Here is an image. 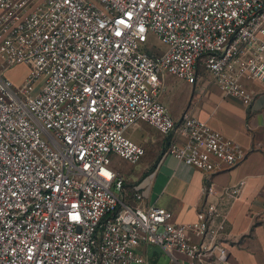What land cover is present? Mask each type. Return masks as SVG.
Returning a JSON list of instances; mask_svg holds the SVG:
<instances>
[{
    "label": "built area",
    "instance_id": "built-area-1",
    "mask_svg": "<svg viewBox=\"0 0 264 264\" xmlns=\"http://www.w3.org/2000/svg\"><path fill=\"white\" fill-rule=\"evenodd\" d=\"M151 35L166 49L148 51ZM199 65L251 103L240 80L264 84V0H0V70L28 67L20 85L0 71V264H144L146 244L175 264H228L216 204L175 224L125 203L111 166L140 161L127 131L148 122L172 137L165 156L203 171L204 198L239 193L212 175L247 152L160 100L165 73L194 81Z\"/></svg>",
    "mask_w": 264,
    "mask_h": 264
},
{
    "label": "crops",
    "instance_id": "crops-1",
    "mask_svg": "<svg viewBox=\"0 0 264 264\" xmlns=\"http://www.w3.org/2000/svg\"><path fill=\"white\" fill-rule=\"evenodd\" d=\"M172 76L177 84H168ZM163 80L160 100L176 122L188 113L239 143L247 152L238 165L212 175L221 193L240 187L239 193L204 198L203 171L165 156L172 137L148 122H140L127 131V136L151 157L145 163L126 168L125 159L112 156L113 170L124 178L121 198L132 207L165 208L173 214L175 224L195 222L198 212L214 203L221 213L215 224L224 221L226 227L221 240L228 252V264H264V84L241 78L243 90L254 97L248 103L223 91L202 65L198 66L194 81L170 73H165ZM116 157H119V168L113 166ZM137 190L142 192V200L135 198ZM191 240L198 243L200 238L192 234ZM138 252L145 258L144 264H175L157 244L143 245ZM177 257L182 264L187 263L184 256Z\"/></svg>",
    "mask_w": 264,
    "mask_h": 264
},
{
    "label": "rangeland",
    "instance_id": "rangeland-1",
    "mask_svg": "<svg viewBox=\"0 0 264 264\" xmlns=\"http://www.w3.org/2000/svg\"><path fill=\"white\" fill-rule=\"evenodd\" d=\"M148 51L150 52H162L164 49H166V45L163 44L162 42H160L156 36L151 35L149 37V41L145 47ZM1 71V70H0ZM2 74L4 76H7L8 78H10L11 80H13V82L16 85H20L22 83V81L24 80L25 76L28 73V67L27 66H14V67H10L8 68L7 71H1ZM178 82H175L173 76L172 78H168V84H177ZM155 154V153H153ZM151 157L150 153H146L138 162V165L145 163L147 160H149ZM123 163L125 164L126 168L132 167L133 164L128 162V161H123ZM113 166H116L119 168V157H116L113 159ZM117 193L119 194V191H117Z\"/></svg>",
    "mask_w": 264,
    "mask_h": 264
}]
</instances>
